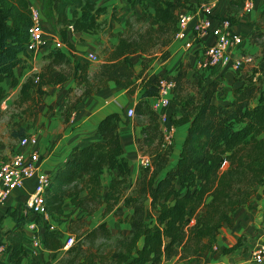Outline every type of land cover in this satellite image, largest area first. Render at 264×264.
<instances>
[{"label":"trees","instance_id":"trees-1","mask_svg":"<svg viewBox=\"0 0 264 264\" xmlns=\"http://www.w3.org/2000/svg\"><path fill=\"white\" fill-rule=\"evenodd\" d=\"M29 0H0V98L4 94L1 83L5 79L15 85L13 70L25 64L24 46L31 25ZM133 2V0H128ZM151 13L147 14V2ZM47 23L58 34L61 42L72 51L68 38L69 28L75 33H96L101 29L99 17L106 7L94 0H40ZM144 11L136 19H147L145 28L132 31L133 24L117 34V42L106 48V56L92 68L88 61L75 64L76 84L80 94L68 100L62 113L68 120L72 109L82 97H88L107 86L109 82L125 87L129 93L143 89L140 100L133 107L132 117L141 127L136 139L138 149L154 156L151 165L143 167L135 184L129 188L130 167L123 155L119 133L120 113L112 112L97 125V139L73 147L71 155L52 174L45 191V207L54 223L66 221V200L81 209L77 218L82 221L103 206L102 221L86 229L84 237L89 245L74 243L63 250L57 264H162L178 256L196 260L204 253L215 252L216 238L224 226H232L234 213L249 204L251 197L264 186V75L254 76L256 70L233 86L230 101L218 106L213 97L221 89L212 81L205 88L195 85L187 77V66L180 63L170 77L174 83L177 103L185 111L178 121H189L187 134L176 166L158 178L169 159L172 144L164 141L158 113L149 99L157 93L159 76L148 78L144 71L149 58L143 59L136 73L130 55L151 53V61L167 54L164 50L177 32L176 10L191 5L190 0H140ZM229 18V17H227ZM230 19V18H229ZM256 26L264 29V8ZM264 34L253 32L251 39ZM48 61L41 70L30 74L21 84L16 101L24 116L34 118L42 102L47 84L67 80L72 68L68 56L53 47ZM59 68V69H57ZM23 131H13V138ZM111 174L103 183V173ZM151 221L146 219V203ZM112 212L118 222L129 224L128 234H113L104 220ZM16 229L5 232L7 244L0 243L8 253V261L0 264H47L40 260L29 262L25 239L24 220L15 216ZM40 223V218L35 217ZM41 240L44 249L59 252L63 239L58 228L43 227ZM116 236V237H115ZM114 238L111 245L94 246V241ZM240 239V238H239ZM241 244L221 249L228 254ZM216 247V248H215ZM26 261V262H25Z\"/></svg>","mask_w":264,"mask_h":264},{"label":"crops","instance_id":"crops-1","mask_svg":"<svg viewBox=\"0 0 264 264\" xmlns=\"http://www.w3.org/2000/svg\"><path fill=\"white\" fill-rule=\"evenodd\" d=\"M94 1L98 6L106 7V11L99 17V21L102 22L101 29L96 33L80 34L73 32L69 28L68 38L74 48L72 51H69L66 46L60 49L71 61L72 68L70 75L62 83L44 86L45 93L42 96V102L37 106V114L34 118H28L23 115L20 120H16L8 116L6 124L7 128H10L11 131L3 137L5 141L0 142V163L3 162L2 158L4 156L10 158L14 154L11 153L7 140L18 139L11 137L10 134L13 132V129L20 128L23 131L21 137L31 135L37 137L38 168L41 172L52 176L55 170L71 155L73 147L81 146L97 139V125L103 117L109 113L118 112L122 118L118 127L124 150L123 155L130 167L129 186L131 188L143 168L140 160L144 157H149L150 161L155 159L154 156H148L138 149L136 139L141 136V127L135 124L133 119L126 114L127 108H133L140 100L143 89L139 87L133 93H129L125 87L117 85L114 82H109L107 86L98 90L93 95L82 97L80 102L72 109L67 121L62 116L68 100L73 101L75 98L73 95L77 97L82 90L76 84L75 76L77 73L74 67L75 64L85 62V56L89 52L94 53V51H97L101 47L107 46L108 48L114 45L117 42V34L123 32L127 28V24H133V21L138 19L144 11V6L140 0H133L132 3L128 0ZM144 1L146 2V0ZM244 1L190 0L191 5L200 2H214L215 14L229 17L233 24V31L243 36V43L238 49L233 51V58L247 56L251 58V61L244 62L239 70H234L231 65H220L216 67V70H213V73L210 72L211 69L199 68L198 61L203 52V45L207 41H210L211 38L207 37L204 40H195L190 48H186L185 44L193 40L190 29H188L185 38H174L168 46L163 48L167 50V54L164 57H160L162 50L155 53L156 57L152 61L151 53L131 54L130 59L134 64L135 72L138 73L141 70L142 62L145 58L150 59L148 68L144 71V74L148 78L162 75L172 76L176 73L177 66L183 63L187 66L188 78H190L191 70L193 72H205L203 76H200L202 77V82L200 81L201 78H198L199 76L196 74L197 78L194 76L195 83L200 81L203 88L212 81L223 86L213 97V102L218 106L227 104L232 97L231 90L233 86L239 84L243 77L251 75L255 70L254 76L262 77L264 75V40L259 42L257 38L255 41L251 39L253 32L258 31L261 33L260 31H262L256 26V21L259 18L261 10L264 8V0H253L254 7L250 11L244 9ZM146 3L147 14H150L152 11L151 4H148V1ZM42 16V26L48 36L37 52L23 56L25 58L23 66L14 68L13 73L17 83L11 85L10 79H5L1 83L4 90V94L0 98L1 109L5 106H10V96L15 93L17 97L21 84L30 74L40 71L42 66L50 61L48 54L55 47L54 42L60 40L58 34L46 22L44 15ZM146 20L142 22L145 24ZM249 64H252L253 68ZM148 101L151 103V99ZM184 111L185 109L178 105L174 94L169 106L165 110L168 115V124L173 127L172 147L167 164L158 174V178L176 166L190 122L176 121L178 118L175 119L173 113L178 112L181 116ZM165 126H162L163 131H165ZM1 139L0 135V141ZM10 147L12 150L17 151L28 150L27 147H20L17 142L14 145L10 144ZM109 178L108 176L107 182H109ZM33 187L34 180L26 181L23 189L14 191L6 204L0 206V243L7 244L5 232L16 229L15 216L22 218L25 223L35 221V216L26 210L24 206V202L33 190ZM260 193L261 188L258 189L257 194L251 197L249 204L241 206L234 213L232 226L224 225L219 230L216 238L217 249L215 252L201 254L196 260L192 261L180 259L176 256L164 261L162 264H243L249 257L251 249L258 241L264 225V197ZM102 210L103 206L94 212L95 218H93V222L89 226L87 225L89 229L94 228L102 221ZM64 211L69 214L66 221L60 224L54 222V226L60 230L63 240L69 233L65 225H68L70 220H76L81 214V209L73 205H65ZM90 217L91 215L87 218ZM104 220L113 234H116L119 230H122L124 234H128L129 224L127 222H118L112 212L106 214ZM241 235L242 245L231 253H221V249L238 241ZM27 239L28 234L25 232L24 245L27 244ZM50 253L51 251L44 249L38 256L30 257L29 262L40 260L51 264L47 258ZM8 257V253L4 251L0 252V260L8 261Z\"/></svg>","mask_w":264,"mask_h":264},{"label":"built area","instance_id":"built-area-1","mask_svg":"<svg viewBox=\"0 0 264 264\" xmlns=\"http://www.w3.org/2000/svg\"><path fill=\"white\" fill-rule=\"evenodd\" d=\"M31 15V25L28 28V38L24 46V53L33 54L42 47L48 34L42 26L43 14L40 0L28 1ZM214 2H200L176 10L177 14V32L175 39L185 38L187 30L190 29L193 40L185 44L190 48L195 40H204L210 37L203 45V52L198 61L201 69L216 68L220 65H231L234 70H239L244 62H250L251 58L239 56L233 58V51L238 49L243 43V36L234 32L232 21L225 17L216 15L214 12ZM243 7L250 11L254 7L253 0H245ZM55 47L62 48L65 45L61 40L54 42ZM86 61H97L94 53L89 52L85 56ZM174 81L168 76H159L157 84V93L151 98V107L159 115L164 141L171 144L173 127L168 124V115L165 110L169 106L171 98L174 95ZM133 108L126 110L127 116H132ZM20 147H27V151L18 150L10 158L0 163V206L5 205L11 194L23 189L28 180H34L33 190L29 193L24 202L26 210L35 217L40 218V223L36 221L26 222L24 224L25 232L28 234L26 249L31 257L39 255L44 250L41 240V230L43 227L54 229L47 209L45 207V191L51 180V175L41 172L38 168L39 154L36 150L37 137L34 135L23 136L19 139ZM143 167L151 165L149 157L140 160ZM260 195L264 197V186L261 187ZM74 243L72 236H67L63 240L62 250H67ZM216 248V247H215ZM3 246L0 245V252ZM243 264H264V225L260 237L250 251L249 257Z\"/></svg>","mask_w":264,"mask_h":264},{"label":"rangeland","instance_id":"rangeland-1","mask_svg":"<svg viewBox=\"0 0 264 264\" xmlns=\"http://www.w3.org/2000/svg\"><path fill=\"white\" fill-rule=\"evenodd\" d=\"M33 1H35V2L38 3L37 0H33ZM39 6H40V4H39ZM133 22H134V25H133L132 31L139 30L140 28H142V29L145 28L144 22H136V21H133ZM261 30H262V31H260L261 34H264V29H261ZM257 40H259V42H261L262 40H264V36L257 37ZM106 48H107V46H105L104 48L101 47L97 51H94V54L97 56L98 60L97 61H94V62L88 61L89 64H90V66L92 68H95L100 63V61L106 56V52H105L107 50ZM157 52H158V50H157ZM249 65L253 68L252 64H249ZM210 69H211L210 70L211 73H213V70H216V68H210ZM194 70H195V67H194ZM204 73L205 72H199V71L193 72L191 70V74L189 75V77H190L189 79L195 85V82H196L195 77H196V75L199 76L198 78H201L200 81L202 82V77H200V76L201 75L203 76ZM200 81H198V82L201 83ZM222 87L223 86H220V88H222ZM73 97H76V95H73ZM16 98H17L16 97V94L14 93L13 95L10 96V106L9 107H6L5 106L2 109L0 108V132H2L0 134L1 135V138H2L0 142H4L5 140H3V137L5 135H7V133H9L11 131L10 128H7V124H6V122L8 120L7 119L8 116H10L11 118H15L16 120H20L22 118V116H23V114L20 113L21 112V109L18 108L17 106L14 107V105H16L14 103V101H16ZM134 115H135V113L133 112L132 116H128V117L132 118V117H134ZM173 117L175 119L176 118L179 119L181 116H180V113L174 112L173 113ZM178 119H176V121ZM15 130H16V132H20L21 131L20 128L19 129L18 128L17 129H13V131H15ZM17 138L18 139H15V140L12 139L11 141L9 139L7 140V144L9 145V149H10L11 153H15V152H17V150H12L11 147H10V144L11 145H14L16 142L18 143L19 139L21 138V134H19L17 136ZM7 158H8V156H4L2 158V161H5ZM108 176L110 177L109 178V181H110L111 174H108V172L103 173V175L101 176V180L103 181V183H108L107 182L108 181ZM129 188H130V186H129ZM65 205L66 206H70L71 205L69 199L66 200ZM146 209H147L146 219H147V221H151L152 215H151L150 207L148 206V202L146 203ZM94 215L95 214L93 213L90 218H87L88 217L87 216L83 220V222L82 221L80 222L77 219L76 220L75 219L70 220L69 223H68V225H65L67 227V231L69 232L67 236H72L74 238V243H76L78 245H82L84 247H86V246L89 245L88 241L84 237V234H85V230L86 229H89L87 227V225L89 226V224H91L93 222V218H95ZM116 220H117V218H116ZM120 231H122V230H120ZM67 236H65V238H67ZM239 238L240 239H238V240L242 241V235ZM113 240H114V238H112L110 240H107V241L105 239H103V238H98L97 240L94 241V246L93 247L95 248L97 246H103V248H106L107 245H111L113 243ZM62 257H64V258L67 257V255L64 254V251H59V252H56V253L51 252L50 255L47 258H48V261H50L51 264H57L58 260L61 259ZM42 262H44V261H42Z\"/></svg>","mask_w":264,"mask_h":264}]
</instances>
